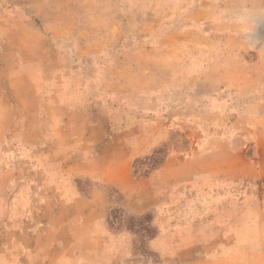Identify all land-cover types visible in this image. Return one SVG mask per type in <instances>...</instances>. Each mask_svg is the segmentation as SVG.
<instances>
[{"label": "rangeland", "instance_id": "obj_1", "mask_svg": "<svg viewBox=\"0 0 264 264\" xmlns=\"http://www.w3.org/2000/svg\"><path fill=\"white\" fill-rule=\"evenodd\" d=\"M0 264H264V0H0Z\"/></svg>", "mask_w": 264, "mask_h": 264}]
</instances>
